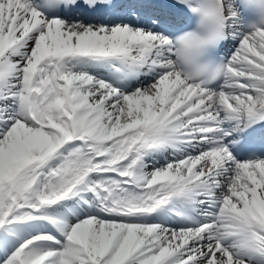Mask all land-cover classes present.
<instances>
[{
    "label": "snow or ice",
    "instance_id": "1",
    "mask_svg": "<svg viewBox=\"0 0 264 264\" xmlns=\"http://www.w3.org/2000/svg\"><path fill=\"white\" fill-rule=\"evenodd\" d=\"M0 264H264V0H0Z\"/></svg>",
    "mask_w": 264,
    "mask_h": 264
}]
</instances>
